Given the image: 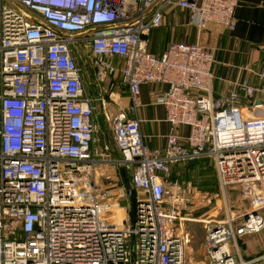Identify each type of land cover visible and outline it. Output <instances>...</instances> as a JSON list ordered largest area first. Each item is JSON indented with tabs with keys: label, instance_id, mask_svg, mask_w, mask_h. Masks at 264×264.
Returning <instances> with one entry per match:
<instances>
[{
	"label": "built area",
	"instance_id": "obj_1",
	"mask_svg": "<svg viewBox=\"0 0 264 264\" xmlns=\"http://www.w3.org/2000/svg\"><path fill=\"white\" fill-rule=\"evenodd\" d=\"M239 1L0 0V264H264V251L247 258L239 245L264 232V65L258 85L237 84L245 107L238 88L213 97V50L172 41L158 56L147 38L168 5L187 10L199 28L216 21L234 30ZM82 56L100 99L117 102L122 84L136 113L143 83L168 85L155 100L170 124L164 148L146 143L139 117H111L118 163L137 191L134 226L130 217L117 223L119 202L99 182L101 161L113 153L96 144L99 98ZM202 157L213 159L221 188L239 186L249 206L240 222L209 223L205 259L196 261L187 259L190 238L175 228L180 207L166 196L172 166Z\"/></svg>",
	"mask_w": 264,
	"mask_h": 264
},
{
	"label": "crops",
	"instance_id": "obj_2",
	"mask_svg": "<svg viewBox=\"0 0 264 264\" xmlns=\"http://www.w3.org/2000/svg\"><path fill=\"white\" fill-rule=\"evenodd\" d=\"M235 15L237 24L234 30L216 21L209 22L205 28H199L191 24L187 10L181 9L177 5H168L164 9V24L153 28L147 36L149 50L160 56L172 41L199 42L213 50L216 59L213 68V97L215 99L226 98L234 88H238L243 96L240 104L246 107L249 98L244 89L238 87L237 84L246 81L249 84L258 85L261 82L257 72L264 65V0H240ZM115 62L120 65L121 59L116 58ZM89 72L93 84L92 67ZM115 78L120 81V74L117 73ZM92 88L90 84L89 89L93 93ZM167 88L168 85L161 82L143 83L141 86L142 105L137 113L131 109L128 87L120 84L114 92V97L120 98L116 113L124 110L130 118L139 117L142 121L141 128L145 141L150 147L164 148L167 144L166 135L170 130V124L166 121V108L164 105L155 102L156 97ZM193 93L200 94V92L195 91ZM261 97L260 94L257 96L259 100ZM95 120L99 125L97 109ZM178 131L183 137H186L190 133V127L181 126ZM97 139L96 144L101 147L108 144L106 137L101 132L100 125ZM112 156L110 159L101 161V166L107 162L118 165L122 183L120 188H125L126 198L129 200L121 171L123 166L118 163L122 159V154L116 148ZM117 195L120 196V189Z\"/></svg>",
	"mask_w": 264,
	"mask_h": 264
},
{
	"label": "rangeland",
	"instance_id": "obj_3",
	"mask_svg": "<svg viewBox=\"0 0 264 264\" xmlns=\"http://www.w3.org/2000/svg\"><path fill=\"white\" fill-rule=\"evenodd\" d=\"M80 64L87 70L88 84L92 85L89 69V58L82 56ZM89 87V86H88ZM97 99V116L103 136L106 137L109 148L116 151L114 142V131L111 126V117L116 114L118 103L110 96L103 95V99L96 91L92 93ZM264 104V103H263ZM258 114H264V106L257 110ZM113 156H111L112 158ZM100 184L103 185L104 194L109 197L118 198L119 205L115 206V217L117 223L125 226L129 224L128 218L130 204L129 200L117 195L121 183V175L118 165L113 162L104 163L99 170ZM117 195V197H115ZM168 206L180 207L181 218L175 223V228L183 231L190 238L187 244V259L204 260V242L207 235L209 223H218L228 217H241L247 212L248 203L242 197L239 186L222 189L213 159L203 158L195 161L183 162L172 166L170 180L168 182V193L166 196ZM126 208V209H125ZM126 215V216H125ZM171 231V227H170ZM243 255L247 258L256 256L264 251V232L244 236L239 240Z\"/></svg>",
	"mask_w": 264,
	"mask_h": 264
},
{
	"label": "water",
	"instance_id": "obj_4",
	"mask_svg": "<svg viewBox=\"0 0 264 264\" xmlns=\"http://www.w3.org/2000/svg\"><path fill=\"white\" fill-rule=\"evenodd\" d=\"M87 68L89 69V71H91L90 64H87ZM259 102L262 103L263 100L260 99ZM121 171L124 179V184L126 186L127 193L129 195V203H130L129 216L131 219V224L132 226H134L136 222V211H137V191L132 186L124 167H121ZM247 217H248V213H246V218Z\"/></svg>",
	"mask_w": 264,
	"mask_h": 264
},
{
	"label": "trees",
	"instance_id": "obj_5",
	"mask_svg": "<svg viewBox=\"0 0 264 264\" xmlns=\"http://www.w3.org/2000/svg\"><path fill=\"white\" fill-rule=\"evenodd\" d=\"M203 158H210V157H202V158H199V159H203ZM199 159H196V160H199ZM211 159V158H210ZM195 161V160H194ZM127 176H128V178H129V180L131 181V177H130V173L129 172H127Z\"/></svg>",
	"mask_w": 264,
	"mask_h": 264
}]
</instances>
